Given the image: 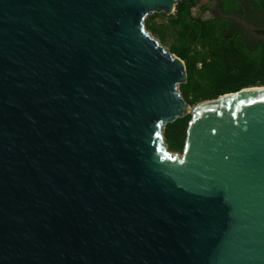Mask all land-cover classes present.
<instances>
[{
  "label": "water",
  "instance_id": "1",
  "mask_svg": "<svg viewBox=\"0 0 264 264\" xmlns=\"http://www.w3.org/2000/svg\"><path fill=\"white\" fill-rule=\"evenodd\" d=\"M175 10L0 0V264H264V86L187 102Z\"/></svg>",
  "mask_w": 264,
  "mask_h": 264
},
{
  "label": "trees",
  "instance_id": "2",
  "mask_svg": "<svg viewBox=\"0 0 264 264\" xmlns=\"http://www.w3.org/2000/svg\"><path fill=\"white\" fill-rule=\"evenodd\" d=\"M240 1L245 0H220L223 12H242ZM247 2L256 10L264 6V0ZM197 3L178 0L174 14L155 13L146 19L147 29L163 44L170 38V51L185 62L188 79L180 85L185 100L194 105L246 87L264 86V40L257 46L248 45L242 35L230 31L229 22L221 15L202 16L212 6L201 4L202 15L195 14ZM157 17L165 23L154 22ZM190 120L191 114H187L166 125L170 150H183Z\"/></svg>",
  "mask_w": 264,
  "mask_h": 264
},
{
  "label": "flooded vegetation",
  "instance_id": "3",
  "mask_svg": "<svg viewBox=\"0 0 264 264\" xmlns=\"http://www.w3.org/2000/svg\"><path fill=\"white\" fill-rule=\"evenodd\" d=\"M240 4L243 7L242 12H223L222 4H219L215 13L229 22L230 31L242 35L248 45L257 46L260 40H264V6L261 10H256L247 1H240Z\"/></svg>",
  "mask_w": 264,
  "mask_h": 264
},
{
  "label": "rangeland",
  "instance_id": "4",
  "mask_svg": "<svg viewBox=\"0 0 264 264\" xmlns=\"http://www.w3.org/2000/svg\"><path fill=\"white\" fill-rule=\"evenodd\" d=\"M198 1V3H197V5H196V7L194 8V10H193V12L195 13V14H198L199 12H200V6H201V4H206V5H209V6H212V10L211 11H207L205 14L204 13H202L201 14V12H200V14L203 16V17H205V18H209V17H211L212 15H216V13H215V10L218 8V6H219V4H220V0H197ZM247 0H245L244 2H246ZM165 19H163V18H161V17H157V18H154V22H156V23H165ZM224 27H228V24L227 23H225V22H223V24H222ZM155 36V35H154ZM170 43H171V39L170 38H168L167 39V42L166 43H162L165 47H167V48H169V45H170ZM180 153L182 152V151H179Z\"/></svg>",
  "mask_w": 264,
  "mask_h": 264
},
{
  "label": "built area",
  "instance_id": "5",
  "mask_svg": "<svg viewBox=\"0 0 264 264\" xmlns=\"http://www.w3.org/2000/svg\"><path fill=\"white\" fill-rule=\"evenodd\" d=\"M178 0H176V2H177Z\"/></svg>",
  "mask_w": 264,
  "mask_h": 264
}]
</instances>
